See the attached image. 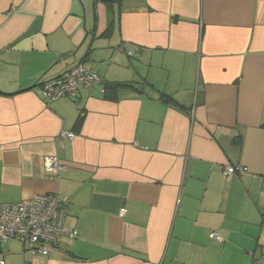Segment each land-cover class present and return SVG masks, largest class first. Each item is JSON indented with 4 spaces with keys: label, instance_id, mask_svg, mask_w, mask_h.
Returning a JSON list of instances; mask_svg holds the SVG:
<instances>
[{
    "label": "crops",
    "instance_id": "0c3cea01",
    "mask_svg": "<svg viewBox=\"0 0 264 264\" xmlns=\"http://www.w3.org/2000/svg\"><path fill=\"white\" fill-rule=\"evenodd\" d=\"M81 63L101 84L47 102ZM52 193L78 237L0 262L264 264V0H0V204Z\"/></svg>",
    "mask_w": 264,
    "mask_h": 264
},
{
    "label": "built area",
    "instance_id": "2783aa9c",
    "mask_svg": "<svg viewBox=\"0 0 264 264\" xmlns=\"http://www.w3.org/2000/svg\"><path fill=\"white\" fill-rule=\"evenodd\" d=\"M132 56V54L130 53ZM101 84L99 76L85 65L78 64L64 70L59 76L42 81L44 99L53 103L61 99L76 100L80 92L90 90ZM63 137L74 139V135L65 133ZM44 170L52 176H58L64 166L56 156L46 157ZM243 172L246 168L241 169ZM227 174L233 175L235 169L227 167ZM127 209L120 211L125 217ZM67 210L65 201L58 193L36 195L17 204L3 206L0 204V245L10 240H18L32 254L50 256L52 251L62 245L63 239L78 237V232L65 230ZM211 239L222 242L218 233H212ZM0 264H5L1 261Z\"/></svg>",
    "mask_w": 264,
    "mask_h": 264
},
{
    "label": "trees",
    "instance_id": "16d2710c",
    "mask_svg": "<svg viewBox=\"0 0 264 264\" xmlns=\"http://www.w3.org/2000/svg\"><path fill=\"white\" fill-rule=\"evenodd\" d=\"M97 1H99V0H97ZM104 2L109 4V0H104ZM70 68H72V67H70ZM67 69H69V68H67ZM43 79L44 78H42L40 80V82L43 81ZM140 85L149 86V83L147 81H143ZM150 87H152V86H150ZM123 91H133V92H140L141 93V91L138 88H136L135 85L132 84V83H127V82H124V83H121V82H105V84H104V96H105V98H108V96H110L111 94L116 95L117 93H120V92H123ZM81 120H82V116L79 118V121H78L79 124L81 123ZM228 167L234 168L235 169V173L233 175L227 174V172H226L227 167H225L223 172L225 173V176L227 178L241 177L248 171V169L246 168V171L243 172L241 169H244L245 167H241V166H236V167L228 166ZM212 240H214V239H212ZM222 242H223V240H222Z\"/></svg>",
    "mask_w": 264,
    "mask_h": 264
},
{
    "label": "water",
    "instance_id": "95a60500",
    "mask_svg": "<svg viewBox=\"0 0 264 264\" xmlns=\"http://www.w3.org/2000/svg\"><path fill=\"white\" fill-rule=\"evenodd\" d=\"M39 85L42 86V84H39ZM37 87H38V85H35V86H33V87H31V88H29V89H27V90L21 91V92H19V93H22V92H25V91H28V90H33V89H36Z\"/></svg>",
    "mask_w": 264,
    "mask_h": 264
},
{
    "label": "rangeland",
    "instance_id": "374dc122",
    "mask_svg": "<svg viewBox=\"0 0 264 264\" xmlns=\"http://www.w3.org/2000/svg\"><path fill=\"white\" fill-rule=\"evenodd\" d=\"M89 1V0H88ZM92 2V1H91ZM92 12H93V9H92Z\"/></svg>",
    "mask_w": 264,
    "mask_h": 264
}]
</instances>
